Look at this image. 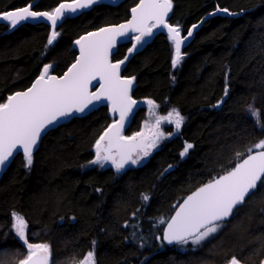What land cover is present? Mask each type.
<instances>
[{"label": "trees", "instance_id": "16d2710c", "mask_svg": "<svg viewBox=\"0 0 264 264\" xmlns=\"http://www.w3.org/2000/svg\"><path fill=\"white\" fill-rule=\"evenodd\" d=\"M62 1L0 0V12L31 2L33 10L47 11ZM137 1L98 2L65 17L49 47L47 22L15 28L1 22L0 102L27 87L44 64L61 74L75 58L78 36L125 20ZM216 8L232 15L207 18L181 48L184 57L175 69L170 41L158 30L121 65L122 76L135 77L134 99H150L160 112L174 108L184 117L179 132L144 162L120 174L110 167H85L111 121L107 104L73 114L44 133L30 168L21 153L14 156L0 177V264L25 256L12 229L13 212L24 217L29 242L49 245V264H72L93 250V241L95 264H224L232 256L242 264H261L264 185L201 245L168 246L156 239L164 225L159 220L166 221L182 197L230 169L238 152L245 156L264 140V0H172L168 21L186 33ZM129 46L130 41L118 45L112 60H122ZM250 105L259 121L248 114ZM143 113L140 107L124 133L138 129ZM187 143L193 147L181 156Z\"/></svg>", "mask_w": 264, "mask_h": 264}, {"label": "snow or ice", "instance_id": "6c2138e0", "mask_svg": "<svg viewBox=\"0 0 264 264\" xmlns=\"http://www.w3.org/2000/svg\"><path fill=\"white\" fill-rule=\"evenodd\" d=\"M94 3L97 0H73L72 3H61L52 12H37L32 11L30 6L23 7L0 14V19L8 21L15 28L23 21L43 17L51 22L53 31L48 44L52 45L59 35L55 27L65 11L74 13L77 9L88 8ZM171 8L172 0H139L131 9V19L127 23L101 28L98 32L88 33L77 40L75 43L80 46V56L63 76L49 75L52 66L44 65L40 76L30 87L25 91L15 92L7 96L5 102H0V169L19 150H22L25 167L30 168L33 164V151L41 134L57 124L61 118L70 117L74 112H84L94 100H107L111 104L112 112H119L120 116L119 121L110 125L96 141L95 159L91 161L94 165L103 167L110 162L119 173L125 165L138 164L143 157L150 154V149L155 148L159 140L165 138V134L160 131L162 122L173 124L176 132H179L184 117L178 110L172 109L167 115L156 118L154 137L146 142L143 133L131 137L121 135L126 115L136 103L129 94L135 77L120 75L121 65L127 57L115 63L110 60V52L117 37L126 36L129 32L137 33L133 37L135 43L128 49L131 54L137 49V45L145 42V37L153 36V29L163 28L167 29L168 39L175 49L171 60L172 67L175 69L180 65L183 58L181 46L192 36V31L189 30L187 36H182L178 26L167 23L166 17ZM217 11L232 15L226 8ZM195 27L194 25L193 28ZM94 80H99L100 85L95 92L90 93L89 86ZM227 94L226 88L225 96ZM147 104L156 107L152 100H148ZM249 113L259 121L260 113L251 105ZM137 137L141 139L138 140ZM192 147L191 143H187L181 156L186 155ZM253 147L259 151L250 148L246 156L238 152V162L233 167L202 184L182 202L174 205L175 214L167 221L163 218L159 220L166 227L156 239L161 240L162 244L167 242L169 245L199 246L217 233L233 215L234 210L244 204L246 198L254 195L259 186L264 185V140ZM142 199L148 201L149 196L143 195ZM132 215L135 217L137 213ZM12 218L15 234L22 241V246H26L27 254L19 264H49V245L30 243L24 217L13 212ZM127 226L126 223L125 227ZM94 249L95 241L93 250L87 253L81 264H95ZM229 264L242 262L232 256Z\"/></svg>", "mask_w": 264, "mask_h": 264}, {"label": "water", "instance_id": "95a60500", "mask_svg": "<svg viewBox=\"0 0 264 264\" xmlns=\"http://www.w3.org/2000/svg\"><path fill=\"white\" fill-rule=\"evenodd\" d=\"M121 1H123V0H97V3H98V2H108V3L116 4V3H119V2H121ZM72 2H73V0H65V1H62V2L58 3V4H57L53 9H51V10H47V11H37V12H52V11H54L57 7H59V5H60L61 3H72ZM138 2H139V0H138V1H137V2H136V3H135L130 9H129V11H128V17H127L125 20L120 21V22H117V23H114V24H107V25L100 26V27H98V28H95V29H93V30L87 31V32L81 34L80 36H78V37L75 39L74 43H73V47H74V49L76 50V55H75L74 60L69 64V66H68V67H67V68H66L61 74L57 75V74L49 73V75H54V76H57V77H61V76H63L64 73L67 72V70L71 67V65H72L73 63H75L76 60H77V59L79 58V56H80V46L77 45V44L75 43L77 40H79V39H80L81 37H83V36H86L88 33L98 32L101 28L114 27V26H118V25H120V24H125V23H127V22L131 19V9H132L133 7H135V6L137 5ZM33 4H34V2L29 3V4H27V5L23 6V7H29V6H30L31 10L34 11V10L32 9ZM94 4H95V3H94ZM92 5H93V4H92ZM92 5H91V6H92ZM23 7H19V8H23ZM89 7H90V6H89ZM89 7H88V8H89ZM19 8L10 9V10L4 11V12L13 11V10H16V9H19ZM85 9H87V8H85ZM85 9H77V11L74 12V13H73V12L65 11L64 15H63V16L61 17V19L57 22L56 27L60 24V22H61L65 17H68V16H74V15L80 13L81 11H83V10H85ZM218 9H220V8H218ZM4 12H1L0 14H3ZM169 13H170V12H169ZM169 13H168V16H169ZM214 14H228V13H223V12L217 11V9H215V10H213V11H210V12L204 14L203 16H201L196 22H194L193 24H191V25L189 26V28L187 29L186 33H183V32L181 31V29H180V31H181V35H182V36H187L188 31L191 30V31H192V36H193V33L195 32V30H196L197 28H199V27L201 26V24H202L207 18H209L210 16H212V15H214ZM168 16L166 17V21H167V23L170 24V25H173V26H177V25L172 24V23H170V22L168 21ZM38 21H45V22H47V23L50 25V30H51V32L53 31L52 26H51V22L48 21V20H46V19L43 18V17H41V18H37V19H35V20H33V19H29L28 21H23V22H38ZM0 22L8 23V21H4V20H2V19H0ZM194 25L196 26L195 28H193ZM10 27H12V26L10 25ZM157 30L162 31V32H164V33L167 35V29L160 28V29H157ZM136 34H137V33L129 32L126 36H119V37L116 38L115 46L111 49V52H110V60H111L113 63H115V61L112 60V54H113V52L115 51L116 47H117L118 45L122 44V43L129 42L130 39H131V37H132L133 35H136ZM192 36H191V37H192ZM167 37H168V35H167ZM191 37H188V39L184 41V43L182 44L181 48L189 42V40L191 39ZM120 75H121V71H120ZM39 76H40V75H38L37 77H35L27 87H25V88H23V89H21V90H16V91L12 92V93L9 94V95H12V94H14L15 92H18V91H25L28 87H30V86L32 85V83L35 82V80H36ZM121 76H122V75H121ZM122 77H124V76H122ZM127 78H130V77H127ZM133 83H134V82H133ZM99 85H100V81H99V80H94V81H92L91 85L89 86V92H90V93H91V92H95V91L99 88ZM132 86H133V85H132ZM131 90H132V88H131ZM129 94H130V96H131V91H130ZM9 95H8V96H9ZM131 98H132L134 101H136V103L133 104V105L131 106V110L127 113L126 118H125V120H124V122H123V127H124V126H125V125H126V124H127L132 118H133L134 114H135V113L137 112V110L141 107V103H140L138 100H135L132 96H131ZM5 101H6V100H5ZM102 103H106V104H108L109 107H110V109H111V104H110V102H108L107 100H101V101H95V100H94V101H93V104L89 105V107L86 108L84 112H82V113H81V112H74L73 114H83V113H87V112L93 110L95 107H97L98 105H100V104H102ZM111 111H112V110H111ZM115 115L117 116V120H116L115 122H117V121H119V119H120L119 112H116ZM67 118H68V117H67ZM67 118H61L60 121H59L57 124H55V125H53V126H50V127L44 132V133H46L49 129H52V128L58 126L59 124H61L62 122H64ZM112 124H113V123H112ZM112 124H110V125H112ZM110 125H109V126H110ZM109 126L106 128V130L109 128ZM154 128H155V127H154ZM44 133L41 134V137L44 135ZM41 137H40V139H41ZM40 139H39V141H40ZM39 141H38V143H39ZM37 145H38V144H37ZM36 147H37V146H36ZM36 147L34 148V150L36 149ZM253 151H259V150H258V149H255V150H253ZM33 152H34V151H33ZM17 153H21V154L23 155L22 150H19V151H17L16 153H14L13 157H11V158L9 159V161L6 162V164H5V166L3 167V169H0V177H1L2 174L5 172V170H6L7 167L9 166L10 162L12 161V159L14 158V156H15ZM247 154H248V153H247ZM247 154H246V155H247ZM246 155H245V156H246ZM242 158H243V157H242ZM242 158H241V159H242ZM237 162H238V161H237ZM234 165H235V164H234ZM234 165H233V166H234ZM233 166H232V167H233ZM223 173H224V172H223ZM223 173H221V174H223ZM221 174H219V175H221ZM219 175H217V176H219ZM217 176H216V177H217ZM208 181H209V180H208ZM208 181H207V182H208ZM204 183H206V182H204ZM204 183H202V184H204ZM202 184L199 185V186H202ZM199 186L195 187V188L192 189L190 192H188L184 197H182V198L177 202V204L180 203V202H182L183 199H185L188 195H190L193 191H195ZM177 204H176V205H177ZM239 206H240V205H239ZM174 214H175V210L173 209V211L171 212V214L169 215V217H168L167 219H169V218H170L172 215H174ZM166 221H167V220H166ZM165 227H166V224L163 225V229H164ZM163 229H162V230H163ZM164 243H165L166 245H168V246L175 245V244H171V245H169V244H167V242H164Z\"/></svg>", "mask_w": 264, "mask_h": 264}, {"label": "rangeland", "instance_id": "374dc122", "mask_svg": "<svg viewBox=\"0 0 264 264\" xmlns=\"http://www.w3.org/2000/svg\"><path fill=\"white\" fill-rule=\"evenodd\" d=\"M8 24H10V23L8 22ZM55 31L58 33L57 30H55ZM156 31H157V29H153V33L156 32ZM51 33H52V32H50V33H49V36L47 37L46 47H49V46H50V45L48 44V39H49ZM134 36H135V35H134ZM134 36L131 37L130 46L127 48V50H126V52H125V57H128V56L130 55L129 52H128V49L131 48L132 45L135 43V40L133 39ZM149 38H150V37H145L144 40L146 41V40L149 39ZM169 41H170V40H169ZM140 46H141V45H137V48H139ZM170 48H171V60H172V58H173L174 55H175V49H174V45L171 43V41H170ZM136 50H137V49H136ZM134 51H135V50H134ZM134 51H133V52H134ZM133 52H132V53H133ZM132 53H131V54H132ZM125 57H124L122 60H124ZM182 57H184L183 54H182ZM44 65H51V64L49 63V64H44ZM44 65L42 66V71H43V67H44ZM178 66H179V65H178ZM172 69H173V67H172ZM50 70H51V68H50ZM50 70H49V73H50ZM42 71H41V72H42ZM148 100H150V99H147V98L140 99V102L142 103V106H143V108H144V113H143V118H142V120H141V122H140V125H139L138 129H137L136 131H134V132H132V133H128V134L124 133V131L121 130V135H122V136H125V137H131V136H135L137 133H143V137L145 138V142H146L148 139H151V138L154 137V134H155V132H156V127H155V121H156V118H158L159 116L167 115V113H168L169 111H171L172 109H174V108H170V109L166 110L165 112H160V110H159V105H158L156 102L153 101L154 104L156 105V107H152V106H150V105L147 104V101H148ZM247 112H248V114L250 115V113H249V107H248V109H247ZM109 113H110V117H111V121H110V124H111V123H113V122L116 121L117 117H116V115L111 111L110 108H109ZM250 116H251V115H250ZM251 117H253V116H251ZM255 120H256V119H255ZM256 124H257V123H256ZM257 126H258V125H257ZM154 127H155V128H154ZM166 128H169L170 131H166ZM160 131H162V132L165 134L166 137L163 138V139H161V140H159L158 143H157V146H156L155 148L150 149V154H151L153 151H155L156 149H158V148L162 145V143H163L165 140H167V138H169V137H171V136H173V135H175V134L178 133V132H176V130H175V126H174L173 124H167V123H164V122L161 123ZM104 132H105V130L102 132L101 135H103ZM165 132H166V133H165ZM170 132L173 133V135H169V137H168V134H169ZM101 135H100V136H101ZM100 136L95 140V142H94V144H93V146H92L93 157L91 158V160H89V161L85 164V167H92V166H96V167H98V168L110 167V168H112V170H113L115 173H117L115 167H114L110 162L105 163L103 167H101L100 165H94V164L91 163V161L95 159V151H96V150H95V144H96V141L100 138ZM137 139L140 140L141 137H137ZM259 142H260V141H259ZM257 143H258V142H257ZM257 143H255V144H257ZM150 154H149V155H150ZM147 157H148V156H147ZM147 157H143V158L141 159V161H140L138 164H136V165H132V164L125 165V168L122 169V170H121L119 173H117V174H120L122 171H124V170H125L126 168H128V167H135V166H138L139 164H141L142 162H144V161L147 159ZM13 223H14V221H13ZM13 223H12V225H13ZM12 229H13V227H12ZM13 230H14V229H13ZM14 233H15V230H14ZM30 243H34V244H47V243H43V242H30ZM47 245H48V244H47ZM23 247H24L25 255H26V254H27V253H26V246H23ZM86 255H87V254H86ZM86 255H85V256H86ZM1 256H2V257H3V256L6 257V254H5V253H3V254L1 253ZM85 256L82 257V258H80L79 260L73 262L72 264H81V261L85 258ZM24 257H25V256H24ZM24 257H23V258H19V259H14V264H19V261H20L21 259H24ZM12 260H13V258H12ZM229 260H230V259H229ZM229 260L226 261L224 264H229ZM262 262H264V260H263ZM262 262H261V264H262Z\"/></svg>", "mask_w": 264, "mask_h": 264}, {"label": "bare ground", "instance_id": "6f19581e", "mask_svg": "<svg viewBox=\"0 0 264 264\" xmlns=\"http://www.w3.org/2000/svg\"><path fill=\"white\" fill-rule=\"evenodd\" d=\"M124 1V0H123ZM122 2V1H121ZM32 3V2H31ZM33 7H34V5H33ZM33 7H32V9H33ZM216 9H218V8H216ZM37 10V9H36ZM215 10V9H214ZM35 11V10H34ZM213 11V10H212ZM1 13V12H0ZM215 15V14H214ZM222 15H227V14H222ZM119 22V21H118ZM1 23V22H0ZM5 24V23H4ZM9 26H10V24H8ZM166 133V132H165ZM171 133V132H170ZM166 137V136H165ZM168 137H169V135H168ZM168 139V138H167Z\"/></svg>", "mask_w": 264, "mask_h": 264}, {"label": "flooded vegetation", "instance_id": "af4514ba", "mask_svg": "<svg viewBox=\"0 0 264 264\" xmlns=\"http://www.w3.org/2000/svg\"><path fill=\"white\" fill-rule=\"evenodd\" d=\"M106 143V142H105Z\"/></svg>", "mask_w": 264, "mask_h": 264}]
</instances>
